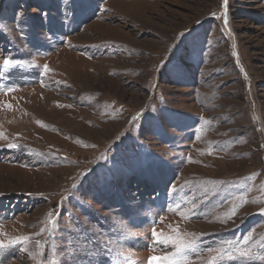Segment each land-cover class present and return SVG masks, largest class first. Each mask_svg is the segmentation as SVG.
I'll return each mask as SVG.
<instances>
[{"label":"rangeland","instance_id":"1","mask_svg":"<svg viewBox=\"0 0 264 264\" xmlns=\"http://www.w3.org/2000/svg\"><path fill=\"white\" fill-rule=\"evenodd\" d=\"M153 255L264 264V0H0V264Z\"/></svg>","mask_w":264,"mask_h":264},{"label":"snow or ice","instance_id":"2","mask_svg":"<svg viewBox=\"0 0 264 264\" xmlns=\"http://www.w3.org/2000/svg\"><path fill=\"white\" fill-rule=\"evenodd\" d=\"M225 2H226V0H225ZM8 63H9V61L7 59H5L4 60V64L7 65ZM9 147H15V145H9ZM154 235H155V233H154ZM157 239H159V238H157ZM242 255L246 256L248 254L247 253H242ZM165 259H167V257L153 255V256H151L149 258V264H158V262H160L162 260H165ZM171 264H177V262L172 261Z\"/></svg>","mask_w":264,"mask_h":264},{"label":"bare ground","instance_id":"3","mask_svg":"<svg viewBox=\"0 0 264 264\" xmlns=\"http://www.w3.org/2000/svg\"><path fill=\"white\" fill-rule=\"evenodd\" d=\"M57 72H58V71H57ZM90 76H91V75H90ZM80 80H81V79H80ZM88 83H89V82H88ZM86 87H87V86H86ZM86 87H85V88H86ZM93 89H94V88H93ZM47 109H48V108H47ZM76 120H77V119H76ZM47 122H48V121H47ZM48 125H49V124H48ZM71 125H72V127H71L72 129H76V128H75L76 126L74 125V123H71ZM69 126H70V125H69Z\"/></svg>","mask_w":264,"mask_h":264}]
</instances>
